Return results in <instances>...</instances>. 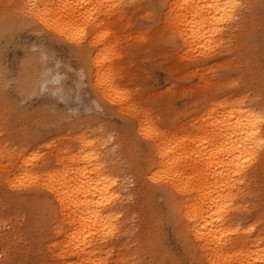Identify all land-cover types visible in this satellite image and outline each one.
Returning <instances> with one entry per match:
<instances>
[{
	"label": "bare ground",
	"instance_id": "6f19581e",
	"mask_svg": "<svg viewBox=\"0 0 264 264\" xmlns=\"http://www.w3.org/2000/svg\"><path fill=\"white\" fill-rule=\"evenodd\" d=\"M95 1L62 0L61 5L43 8L35 2V8L29 7L27 16L17 18L16 23L31 19L37 27L41 24L37 13L45 19L52 14L55 33L63 31L70 40H78L76 29L81 21L90 22L96 14L99 25L111 4L120 2L99 0L96 7ZM225 2L172 0L167 8L175 14L168 17L171 26L165 29L191 51L216 49L226 43V36L246 27L241 9L236 10V19L225 22L214 19L220 15L215 7L211 11L203 7L223 6ZM94 44L96 41L90 40L88 47L92 49ZM261 44L263 47L264 40ZM80 48V56L89 57L95 67H91L90 76L99 92L96 101L100 97L106 102L111 99L125 109L133 117L132 127L108 135L77 129L73 136L80 144L70 150L62 148L40 166L31 161V140L0 143V152L7 160L16 158L28 164L16 168L6 179L16 188L14 193L2 192L1 197L14 214L23 213L13 208L14 202L24 200L32 205L27 225L33 232L26 235L23 249L29 254L38 252L33 257L35 264H264V228L256 227L259 216H264V152L258 142L239 149L246 134L242 123L247 122V113L257 111L264 100L247 101L238 95L219 108L210 105L193 133L186 127L164 131L150 116H138L132 103L120 94L113 69L102 66L103 50L93 57L92 51ZM33 65L31 60L24 62L14 78L16 97L31 95L39 88L34 78L37 65ZM242 151L255 159L239 175L234 159ZM230 197L237 203L227 215L235 218L221 224L213 215L216 202ZM197 219L204 220L205 226H198ZM166 223L171 224L181 256L164 246ZM253 225L251 232L245 231Z\"/></svg>",
	"mask_w": 264,
	"mask_h": 264
},
{
	"label": "rangeland",
	"instance_id": "374dc122",
	"mask_svg": "<svg viewBox=\"0 0 264 264\" xmlns=\"http://www.w3.org/2000/svg\"><path fill=\"white\" fill-rule=\"evenodd\" d=\"M171 1L120 0L111 4L99 25L96 14L90 22L81 21L80 38L70 40L69 35L55 33L43 24L33 27L31 19L16 23L17 18L27 16L35 2L43 8L61 5L62 0H0V5H12L7 11L0 7V143L31 140V161L40 166L62 148L68 146L70 150L72 145H79L73 136L77 129L108 135L132 127L133 117L125 109L111 99L106 102L100 97L96 101L99 92L90 76L94 65L86 55L80 56L82 46L92 51L93 57L104 51L102 66L113 69L120 94L132 103L138 116H150L164 131L186 127L193 133L210 105L219 108L238 95L247 101L264 100V0H243L241 21L245 20L246 27L226 36V43L210 51H191L165 29L171 26L168 17L175 14L167 8ZM97 2L94 4L99 7ZM46 19L53 26L52 14ZM90 40L96 41L92 49L88 47ZM26 59L37 65L33 66L39 90L16 97L12 82ZM42 74L47 78L43 80ZM130 133L134 134L132 130ZM20 166L28 164L16 158L9 161L0 152V261L4 264H35L33 257L38 254L23 249L26 235L33 232L27 225L34 211L32 205L18 200L13 208L23 213L14 214L1 197L2 192L14 193L6 179ZM262 222L264 216H259L256 227L264 228ZM170 225H164V246L181 256Z\"/></svg>",
	"mask_w": 264,
	"mask_h": 264
},
{
	"label": "snow or ice",
	"instance_id": "6c2138e0",
	"mask_svg": "<svg viewBox=\"0 0 264 264\" xmlns=\"http://www.w3.org/2000/svg\"><path fill=\"white\" fill-rule=\"evenodd\" d=\"M0 7L7 11L12 7V5L4 4L0 5ZM32 7L35 8V5H33ZM203 7L208 9L209 11H211V9L215 7L216 12L220 14L219 16L214 18L217 21L223 20L225 22H231L236 19V10L244 8L245 5L242 4L240 0H226L223 6H221L220 4H206ZM36 18L41 24L45 25L52 31H55V29L52 28V24L47 19H45L42 14L37 13ZM76 31L77 33H82V30L80 29H76ZM60 34L63 35V31H61ZM246 121V123H242V127L244 128L246 134L242 136V142L239 146V149H244L246 146H252L256 142H258L260 145L261 152H264V105H262L257 111H249L247 113ZM254 159L255 157L249 154L247 151H242L240 156H236L234 162L236 164L237 174L243 175L247 168L252 164ZM240 183L242 184L243 181H240ZM10 187L16 188V185L11 184ZM236 203L237 201L231 197L216 202L217 212L213 215L218 217L219 223L224 224L227 223L229 219L235 218L227 214L231 213L234 210V205ZM221 205L223 206L221 207ZM204 219L208 218L205 217ZM196 223L198 226H205L204 220L202 219H197ZM262 226H264V222H262ZM254 227L255 225L246 228L245 231L251 232ZM236 228L238 231L239 226H236ZM262 252H264V250H262ZM0 264H4V262L0 261Z\"/></svg>",
	"mask_w": 264,
	"mask_h": 264
}]
</instances>
